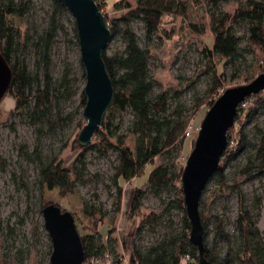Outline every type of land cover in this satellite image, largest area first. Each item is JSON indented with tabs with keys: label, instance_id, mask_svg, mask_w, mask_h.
Returning <instances> with one entry per match:
<instances>
[{
	"label": "rangeland",
	"instance_id": "obj_1",
	"mask_svg": "<svg viewBox=\"0 0 264 264\" xmlns=\"http://www.w3.org/2000/svg\"><path fill=\"white\" fill-rule=\"evenodd\" d=\"M110 0L101 4L102 12L110 21L118 20L126 11H116ZM136 7L137 0H125ZM189 4L185 17L166 16L163 20L164 39L154 37L148 41L141 20L131 23L133 32L139 39L142 49L150 51L149 69L155 82L153 98L169 95L167 116L182 114L183 121L195 128L191 139L178 153L159 157L153 166H148L144 175L129 184H124L121 211L117 210V190L112 179L118 166V155L110 150L106 156L89 151L86 156L88 178L78 184L74 194L62 196L60 190H42L38 181L40 164L36 151L44 162L58 159L63 168L74 176L78 153L73 146L83 119L82 93L86 86L85 70L81 61L79 43L73 28L74 19L68 12L61 17L65 32H60L52 48V77L54 85L59 86L62 77L68 73L72 83L73 95L68 99L54 101L47 120L33 125L26 114L13 115L15 102L7 96L0 105V264H50L53 251L51 238L45 228L43 209L54 204L62 210L74 214L80 223L81 234L99 233L108 242L110 252L94 264H132L131 252L138 248L146 251L165 239L183 232L184 212L180 208H166V203L176 201L177 190L170 186L156 192L148 186L150 173L155 167L167 165L176 158L179 167L186 166L191 155L192 139L198 137L201 124L210 110L209 103L217 101L231 88L243 86L248 79L258 77L264 69V55L251 48L247 39L248 25L235 26L242 39L240 48L243 58L235 65L215 57L210 62L204 51L213 46L210 10L205 0H183ZM245 0H228L222 3L219 11L234 14ZM53 12L51 0H32V10L27 21L21 23L23 33H41L48 24ZM125 50L121 34L113 37L107 54L109 57ZM31 73H36V61L32 47L20 52ZM224 74L222 86L211 92L214 75ZM205 104L200 105L202 100ZM247 111L241 113L242 122L236 129H244L245 143L236 160L224 170L225 184L214 177L207 185L202 199L204 220L207 224L206 246L216 256L217 264H240L254 254L257 242L264 248V177H243L241 170L248 159L255 158L256 147L260 142V132H264V109L253 119H247ZM67 122V117H70ZM133 116L129 111L123 118H112V127H118L112 143L117 137L128 135L126 147L135 150L136 137L129 133ZM85 124H83L84 126ZM103 132H105L102 129ZM75 137V138H74ZM239 138V137H238ZM237 144L230 151L237 152ZM178 159V160H177ZM135 188H141L142 213H154L159 217L158 224L143 225L142 220L129 215ZM85 205L94 207L101 214L88 218L83 213ZM222 221L220 230L218 222ZM141 229V231H140ZM114 230L109 237L108 233ZM247 253V254H246ZM109 256V257H107ZM92 264V263H86Z\"/></svg>",
	"mask_w": 264,
	"mask_h": 264
},
{
	"label": "trees",
	"instance_id": "obj_2",
	"mask_svg": "<svg viewBox=\"0 0 264 264\" xmlns=\"http://www.w3.org/2000/svg\"><path fill=\"white\" fill-rule=\"evenodd\" d=\"M110 0H95L102 11L101 4H108ZM53 12L49 17L47 27L41 33L31 35L23 33L21 23L27 21L32 10V0H0V53L5 57L13 70L11 88L7 94L15 102L13 115L26 114L33 125L44 123L50 115L54 101L68 99L73 95L72 83L69 74L65 73L59 86L54 85L52 77V48L60 32H65L61 24V17L68 13L67 9L58 0H51ZM228 0H205L210 10L211 32L213 34V46L204 51L206 58L212 62L215 57L221 58L235 65L243 58L240 44L242 39L238 37L235 26L246 23L248 25L247 39L251 48H255L264 55V0H245L241 2L234 14L219 11L222 3ZM197 5L201 3L195 1ZM189 4L183 0H137L136 7H132L125 0H119L114 4L116 11H126L118 20L110 21V30L113 37L121 34L125 43V50L109 57L104 53V61L115 90L114 102L109 113L106 115L99 133L92 140L89 147H81L78 135L74 139L73 146L78 153L74 159V179L63 168L62 163L54 158L50 162H44L36 151L35 158L39 161L40 169L38 181L42 190H60L62 196L74 194L78 184L84 183L88 178L86 154L89 151L97 152L106 156L110 150L118 155V166L112 179L117 190V210L121 211L123 202L124 184H129L144 175L148 166H153L155 161L163 155L178 153L185 146V130L189 121L182 120V114L176 117L167 116L169 111V95L162 93L153 98L155 82L150 74L149 59L150 51L142 49L139 39L131 28L134 20H141L145 27V37L148 41L154 37L161 40L165 38L161 33L163 20L166 16L185 17ZM74 37L79 43L76 26L73 28ZM32 47L36 61V73H31L25 61L19 57L20 52ZM264 74V69L260 75ZM84 78L86 76L84 75ZM257 77L248 79L247 83L253 82ZM224 74L213 77L211 92H215L222 86ZM6 96V97H7ZM207 99L202 100L200 105L205 104ZM215 101L209 103L212 108ZM86 106V98L82 93V108ZM264 109V92L252 96L238 109V116L234 127L228 133V149L224 154L221 166L214 175L221 184H225L224 170L231 165L242 151L245 143L243 127L236 129V125L242 122L241 113L247 111L246 118L253 119L259 111ZM131 112L133 121L129 133L136 137L135 150L126 147L128 135L117 137V143H112L118 127H112V118H123ZM70 117H67V122ZM84 119V118H83ZM83 124H85L83 126ZM85 122H81L79 129L83 130ZM102 129L105 131L103 132ZM115 129V133H113ZM261 138L256 147L255 158H249L247 165L241 170L243 177H264V132H260ZM239 137V138H238ZM191 139V138H189ZM192 149L195 147L196 138L192 139ZM237 144V152L230 151L232 144ZM189 158V157H188ZM178 160V159H177ZM180 162L176 158L167 165L155 167L150 173L148 186L156 192L174 186L177 190L176 201H169L165 209L180 208L184 216L183 232L177 236L163 240L146 251L138 248L131 252L132 264H199L197 249L190 243L191 225L186 215L184 196L181 179L184 167H179ZM213 177V178H214ZM212 178V179H213ZM211 179V180H212ZM145 192L141 188H135L131 202L129 215L131 218L142 220L143 225L158 224L159 217L154 213L149 215L142 213V199ZM202 207V203H201ZM83 213L92 219L101 214L94 207L85 205ZM74 215V214H73ZM203 226L205 229V258L209 264H217L216 256L206 246L207 224L201 211ZM85 253V262H98L109 252L108 242H104L100 234L82 235L80 223L74 215ZM220 230L222 221L218 222ZM141 231V229H140ZM114 233H108L110 237ZM255 252L250 257L241 260L240 264H264V248L260 242L256 244ZM247 254V253H246ZM115 264H120L118 261Z\"/></svg>",
	"mask_w": 264,
	"mask_h": 264
},
{
	"label": "water",
	"instance_id": "obj_3",
	"mask_svg": "<svg viewBox=\"0 0 264 264\" xmlns=\"http://www.w3.org/2000/svg\"><path fill=\"white\" fill-rule=\"evenodd\" d=\"M74 19L81 61L85 70L86 126L80 132L81 147H89L99 133L115 97L104 53L113 39L112 32L95 0H58ZM13 80V70L0 53V105ZM264 92V74L253 82L226 90L206 114L181 179L186 215L191 225L190 243L198 251L199 264L205 258V229L201 217L203 193L218 172L228 149V133L234 127L238 109L252 96ZM45 228L52 241L50 264H84L85 253L74 215L50 204L43 209Z\"/></svg>",
	"mask_w": 264,
	"mask_h": 264
},
{
	"label": "built area",
	"instance_id": "obj_4",
	"mask_svg": "<svg viewBox=\"0 0 264 264\" xmlns=\"http://www.w3.org/2000/svg\"><path fill=\"white\" fill-rule=\"evenodd\" d=\"M195 128L192 125H188L187 129L185 130L184 136L186 139L192 138L195 133ZM109 257V256H107Z\"/></svg>",
	"mask_w": 264,
	"mask_h": 264
}]
</instances>
